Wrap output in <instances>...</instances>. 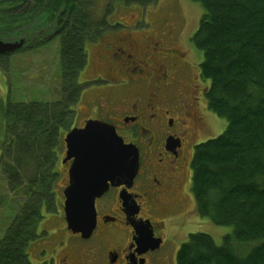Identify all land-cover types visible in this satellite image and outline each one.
<instances>
[{"label": "trees", "instance_id": "1", "mask_svg": "<svg viewBox=\"0 0 264 264\" xmlns=\"http://www.w3.org/2000/svg\"><path fill=\"white\" fill-rule=\"evenodd\" d=\"M116 1L158 0H107L109 7ZM194 1L203 8L191 41L203 53L198 68L207 81L204 96L227 125L194 146L191 188L199 213L233 230L221 244L207 232H191L175 264H264V0ZM87 2L92 0H0V37L29 36L26 25L55 23L49 39L60 37L62 70L60 98L9 101L5 110L0 169L9 189L27 198L0 239V264H32L30 245L43 204L53 209L55 162L82 95L78 75L87 62L86 40L108 23L90 17ZM9 55L0 54V66ZM248 242L256 244L244 253L240 248Z\"/></svg>", "mask_w": 264, "mask_h": 264}, {"label": "flooded vegetation", "instance_id": "2", "mask_svg": "<svg viewBox=\"0 0 264 264\" xmlns=\"http://www.w3.org/2000/svg\"><path fill=\"white\" fill-rule=\"evenodd\" d=\"M133 17V21L122 25L116 21L101 23L96 37L87 38L90 49H86L84 69L88 66L90 74L87 72V77L79 82L82 92L87 87L90 95H96L97 102L92 101L100 106V112L93 111L74 127H83L89 119L112 124L124 142L138 148L137 174L130 186L110 184L96 199L97 223L90 237L68 229L65 214V228H58L54 220L39 227L38 237L31 242L32 264H139L143 258L150 264L147 255L163 246V237L156 227L162 231L168 213L175 206H184L186 191L182 192L178 164L190 149L194 150L198 133L205 126L202 104L207 83L199 75L194 77L192 63L177 48L172 31L166 33V39L154 35L136 37L135 33H140L130 29L136 22ZM45 29L49 30L44 26L32 31L27 47L38 42L48 31ZM63 148L60 162L69 178L72 160H65L66 143ZM68 184L69 181L64 190ZM173 202L177 205H171ZM57 209L60 210L59 205ZM152 210L160 216H153ZM44 211L55 212L46 203ZM139 224L148 226L154 237L161 238L159 247L138 252ZM127 228L131 231L125 236Z\"/></svg>", "mask_w": 264, "mask_h": 264}, {"label": "rangeland", "instance_id": "3", "mask_svg": "<svg viewBox=\"0 0 264 264\" xmlns=\"http://www.w3.org/2000/svg\"><path fill=\"white\" fill-rule=\"evenodd\" d=\"M110 7L107 0H92L90 3L87 2V6L84 8H86L90 17L97 18L101 22L106 18L108 22L116 21L122 25L124 22L133 21V16H135L136 22L130 29L140 33H135V36L143 39L148 35L166 39V33L172 31L175 34L177 48L186 53L187 60H190L192 63V73L195 78H198L200 74L198 67L203 59V53L200 49L193 46L191 36L197 30L203 14V8L200 4L194 0H158L155 3H149L147 5H127L121 1H116L114 6ZM44 26L53 32L56 28L55 23L44 21L37 23L33 29L29 25H26L25 29L28 30L24 33L30 31L35 33L37 32L35 30L42 29ZM18 31L23 32L22 29ZM86 49L87 51L90 49L89 43H87ZM60 51V37L56 35L47 42L44 41L34 47H27L22 51L11 53L8 57L6 56L2 59L0 66V155L3 141L6 139L5 110L9 101L38 100L51 102L61 97L62 70ZM87 69L88 66L79 75L80 82H83L84 78L87 77V72L90 74V70L87 71ZM205 82L207 83L206 80ZM94 99L97 102L96 95H90L88 88L85 87L80 100L74 105L76 113L72 121V126L76 125L81 118L90 116L93 111L99 114L100 106L92 101ZM202 105L204 108L203 116L205 126L198 133V142L219 135L227 125L225 118L218 116L209 108L206 98ZM66 132L67 130H63L62 132L58 150L59 157H56L55 162V169L59 172L57 181L55 182L56 198L53 206H51L55 212L44 211V216L39 223L40 228L48 226L52 220L56 222L58 228H65L63 190L69 178L61 162H63L64 157L62 153L65 145L64 135ZM193 151V149H190L186 154V158L178 164L181 166L178 171L182 181V192L186 191L183 193V198H185L186 194V198L182 202L184 206H175L173 211L168 213L169 216L166 219L165 228L162 231H159L158 227H156V232L163 237V246L161 249L159 248V250L150 252L147 255L150 264H175L176 253L191 232H207L213 236L218 244H221L224 235L233 230L232 226L216 224L208 217L202 216L199 213L197 202L191 188V160ZM26 198L27 196L23 191L17 190L14 193L9 189L5 175L0 169V239L4 236L6 229L21 205L26 201ZM58 205L60 210L57 209ZM171 205L177 204L173 202ZM150 212L153 216H160L156 210ZM152 215L149 216L152 217ZM130 231V228L125 229V236H128ZM97 232L98 228L95 229L94 236H96ZM254 244L256 242L244 243V246H241L240 249L245 250L244 253H246ZM30 256L32 261H34L32 243L30 245Z\"/></svg>", "mask_w": 264, "mask_h": 264}, {"label": "water", "instance_id": "4", "mask_svg": "<svg viewBox=\"0 0 264 264\" xmlns=\"http://www.w3.org/2000/svg\"><path fill=\"white\" fill-rule=\"evenodd\" d=\"M46 31L48 29H45ZM43 31V30H41ZM50 29L39 41L51 37ZM29 36L6 39L0 37V53H14L27 48ZM65 160H72L69 184L64 190V214L68 229L90 237L97 223L96 199L112 185L133 183L139 168L136 145L124 142L115 127L101 119H89L83 127H73L64 137ZM138 252L160 246L148 226H136ZM132 264H138L133 262ZM139 264H146L141 259Z\"/></svg>", "mask_w": 264, "mask_h": 264}, {"label": "bare ground", "instance_id": "5", "mask_svg": "<svg viewBox=\"0 0 264 264\" xmlns=\"http://www.w3.org/2000/svg\"><path fill=\"white\" fill-rule=\"evenodd\" d=\"M20 37H23V36H20ZM22 50H24V49H22ZM22 50H21V51H22Z\"/></svg>", "mask_w": 264, "mask_h": 264}]
</instances>
